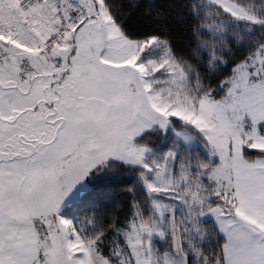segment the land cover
Masks as SVG:
<instances>
[{
  "label": "snow or ice",
  "instance_id": "6c2138e0",
  "mask_svg": "<svg viewBox=\"0 0 264 264\" xmlns=\"http://www.w3.org/2000/svg\"><path fill=\"white\" fill-rule=\"evenodd\" d=\"M0 264H264V0H0Z\"/></svg>",
  "mask_w": 264,
  "mask_h": 264
}]
</instances>
